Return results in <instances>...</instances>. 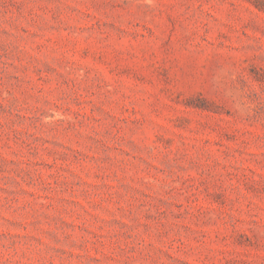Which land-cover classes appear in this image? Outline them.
Here are the masks:
<instances>
[{"label": "rangeland", "instance_id": "obj_1", "mask_svg": "<svg viewBox=\"0 0 264 264\" xmlns=\"http://www.w3.org/2000/svg\"><path fill=\"white\" fill-rule=\"evenodd\" d=\"M0 264H264V0H0Z\"/></svg>", "mask_w": 264, "mask_h": 264}]
</instances>
